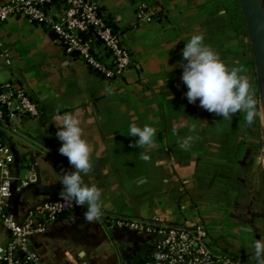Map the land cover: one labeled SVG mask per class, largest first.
Returning <instances> with one entry per match:
<instances>
[{
    "label": "crops",
    "instance_id": "0c3cea01",
    "mask_svg": "<svg viewBox=\"0 0 264 264\" xmlns=\"http://www.w3.org/2000/svg\"><path fill=\"white\" fill-rule=\"evenodd\" d=\"M98 4L131 56L130 67L119 79L102 78L81 59L68 56L44 26L17 17L0 24V87L22 90L38 112L32 116L12 110L0 123V140L14 154L5 212L21 223L35 207L60 198L59 180L74 169L59 152L53 121L70 113L79 118L90 146V167L80 174L85 185L99 189L102 214L89 223L83 205L58 214L43 231L32 234L28 246L38 264L151 260L153 238L115 226L119 216L174 225L201 219L210 228L215 250L243 264H256L253 241L264 238L260 119L256 114L249 123L244 112L222 118L198 100L189 103L181 80V50L199 33L228 68L242 69L248 79L251 67L249 84L255 96L249 41L237 0ZM142 7L149 11L148 20L137 19ZM132 123L155 129L151 145L139 147L138 137L128 135ZM189 136L190 147H181ZM142 153L150 159H141ZM31 167L34 182L19 187Z\"/></svg>",
    "mask_w": 264,
    "mask_h": 264
},
{
    "label": "built area",
    "instance_id": "2783aa9c",
    "mask_svg": "<svg viewBox=\"0 0 264 264\" xmlns=\"http://www.w3.org/2000/svg\"><path fill=\"white\" fill-rule=\"evenodd\" d=\"M11 17L47 26L56 34L68 56L81 59L106 79L123 77L131 65L128 49L106 22L98 0L0 1V24ZM149 18V11L139 8L137 19ZM12 110L32 116L38 114L35 104L22 90L6 91L0 87V123ZM13 160V151L0 140V264H38L28 246L30 236L43 231L58 214L83 206L59 198L35 207L25 221L17 222L5 212L12 190L9 166ZM30 170L28 177L18 181L19 187L34 182L35 171L33 167ZM113 223L153 238L152 258L144 264H243L238 258L211 246L210 233L200 220L174 225L160 219L141 221L119 216ZM3 232L5 239H2Z\"/></svg>",
    "mask_w": 264,
    "mask_h": 264
},
{
    "label": "clouds",
    "instance_id": "9594fccd",
    "mask_svg": "<svg viewBox=\"0 0 264 264\" xmlns=\"http://www.w3.org/2000/svg\"><path fill=\"white\" fill-rule=\"evenodd\" d=\"M202 34H193L182 48L181 80L187 88L185 96L189 103H196L210 113L228 118L237 112L245 113V120L251 123L256 115V100L250 93V84L240 68H228L218 54L203 43ZM57 127L56 136L61 141L60 154L67 157L74 171H65L59 183L60 199L76 206L87 205L83 213L89 223L98 220L102 214L99 204L101 193L96 186L83 183L81 172L90 167V146L82 136L79 118L65 113L61 121H53ZM128 135L136 136V144L151 145L155 135L152 126L129 125ZM192 137L183 140L181 147H190ZM141 159L149 160L147 153ZM256 264H264V238L253 241Z\"/></svg>",
    "mask_w": 264,
    "mask_h": 264
},
{
    "label": "water",
    "instance_id": "95a60500",
    "mask_svg": "<svg viewBox=\"0 0 264 264\" xmlns=\"http://www.w3.org/2000/svg\"><path fill=\"white\" fill-rule=\"evenodd\" d=\"M237 3L249 41L264 132V0H237Z\"/></svg>",
    "mask_w": 264,
    "mask_h": 264
},
{
    "label": "rangeland",
    "instance_id": "374dc122",
    "mask_svg": "<svg viewBox=\"0 0 264 264\" xmlns=\"http://www.w3.org/2000/svg\"><path fill=\"white\" fill-rule=\"evenodd\" d=\"M8 19H10V18H8ZM7 19V20H8ZM243 58V57H242ZM248 59L250 60V49H249V52H248ZM247 76H248V81L251 83V78H252V69H251V67L249 66V68H248V74H247ZM253 80V79H252ZM252 83H253V81H252ZM255 86V85H254ZM250 90V89H249ZM254 90H256V87H254ZM250 93L252 94V92H251V90H250ZM253 95V94H252ZM253 97H254V99L256 100V103L258 104V98L256 97V95L254 96L253 95ZM258 107H259V104H258ZM256 114L258 115V118L260 119V122H261V113H260V110H258V111H256ZM260 124H262V123H260ZM251 130H252V135H255V133H257V131H256V128H254V127H252L251 128ZM263 148H264V142H263ZM263 154H264V152H263ZM24 177V176H23ZM200 221L204 224V226L206 227V229L209 231V233H210V228H209V226L206 224V223H204L201 219H200Z\"/></svg>",
    "mask_w": 264,
    "mask_h": 264
},
{
    "label": "trees",
    "instance_id": "16d2710c",
    "mask_svg": "<svg viewBox=\"0 0 264 264\" xmlns=\"http://www.w3.org/2000/svg\"><path fill=\"white\" fill-rule=\"evenodd\" d=\"M103 15V14H102ZM240 15H241V19H242V21H243V18H242V14H241V11H240ZM104 16V15H103ZM105 18V20H106V22H107V19H106V17H104ZM108 24H109V22H107ZM110 25V24H109ZM44 28H45V30L52 36V37H57L55 34H54V32L52 31V30H50L47 26H44ZM112 28V27H111ZM112 30L114 31L115 29L114 28H112ZM115 32V31H114ZM250 49V48H249ZM250 64H253V61H252V58L250 59ZM94 71V70H93ZM94 73L96 74V75H98V76H100V77H102V78H104V76L102 75V74H100L99 72H97V71H94ZM255 95H256V97H257V90H255ZM258 98V97H257ZM256 109H258V104L256 103ZM151 258H152V256H151Z\"/></svg>",
    "mask_w": 264,
    "mask_h": 264
}]
</instances>
